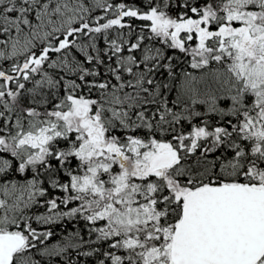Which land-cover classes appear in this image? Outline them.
<instances>
[{
    "label": "snow or ice",
    "instance_id": "1",
    "mask_svg": "<svg viewBox=\"0 0 264 264\" xmlns=\"http://www.w3.org/2000/svg\"><path fill=\"white\" fill-rule=\"evenodd\" d=\"M0 264H264V0H0Z\"/></svg>",
    "mask_w": 264,
    "mask_h": 264
}]
</instances>
